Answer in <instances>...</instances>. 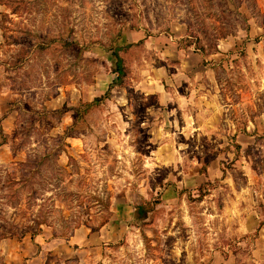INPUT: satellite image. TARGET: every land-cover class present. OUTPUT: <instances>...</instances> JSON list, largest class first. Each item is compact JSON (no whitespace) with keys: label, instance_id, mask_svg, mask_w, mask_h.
<instances>
[{"label":"rangeland","instance_id":"rangeland-1","mask_svg":"<svg viewBox=\"0 0 264 264\" xmlns=\"http://www.w3.org/2000/svg\"><path fill=\"white\" fill-rule=\"evenodd\" d=\"M225 1L0 0V264H264V14Z\"/></svg>","mask_w":264,"mask_h":264},{"label":"trees","instance_id":"trees-1","mask_svg":"<svg viewBox=\"0 0 264 264\" xmlns=\"http://www.w3.org/2000/svg\"><path fill=\"white\" fill-rule=\"evenodd\" d=\"M229 1V3H231L235 9V12H237L239 14V7H240V2L239 0H226ZM224 2L225 6L228 4V2ZM252 5L248 6L249 7H256V2L255 0H250ZM257 8V7H256ZM258 39V38H257ZM256 39V40H257ZM63 42L65 46H68L71 44L72 41H68V39H63V38H53V39H48V40H43L41 43L37 44V46L40 49H45L47 47H49L52 43L54 42ZM115 47L112 48V55L115 58V68L114 71L116 72V78L114 81H112V84H119L122 85V80H123V76L125 75L124 73V65L122 64L121 58L118 55L117 51L114 49ZM109 90L106 91V93L102 96H97L94 97L91 101H87V102H81L79 103V106L76 108V119L74 120L73 124L78 123L81 120L82 115L87 112L89 109L96 107L97 105L100 104V102L108 95ZM56 112H62L64 111L63 108L61 109H56ZM0 134L2 136L1 133V127H0ZM3 137V136H2ZM4 141V139H3ZM155 202H151V201H143L142 203L136 205L135 207V211L133 212V220L137 225H140L142 222H145L147 214L149 212H151L154 208V203H156L157 201L154 200ZM108 219L106 218L105 222H107ZM75 227H78V225H75ZM95 229V228H94ZM93 230V229H92ZM64 235V234H62Z\"/></svg>","mask_w":264,"mask_h":264},{"label":"crops","instance_id":"crops-1","mask_svg":"<svg viewBox=\"0 0 264 264\" xmlns=\"http://www.w3.org/2000/svg\"><path fill=\"white\" fill-rule=\"evenodd\" d=\"M255 2L259 7L260 12L264 14V0H255ZM253 24L256 27L254 34L258 36V39L252 40L251 43L257 44V46L259 45V47L257 48L258 51L261 48L264 50V25H257L255 21H253ZM252 29L253 28L251 27L250 30L248 31L250 32ZM248 39L251 40V37H249ZM223 40L224 41L221 42V45L219 44L218 47L219 48H221V46L229 47L230 41H227L226 39ZM247 44H249V42ZM40 249H41L40 243H38L37 241H35V243H29V244L26 243L23 245L16 243L12 251H10L9 248L4 246L3 247L4 260L7 261V264H25V262L30 261V259H33L36 256H41L42 251Z\"/></svg>","mask_w":264,"mask_h":264}]
</instances>
